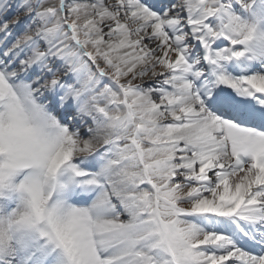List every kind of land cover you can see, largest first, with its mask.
<instances>
[{
  "label": "snow or ice",
  "instance_id": "snow-or-ice-1",
  "mask_svg": "<svg viewBox=\"0 0 264 264\" xmlns=\"http://www.w3.org/2000/svg\"><path fill=\"white\" fill-rule=\"evenodd\" d=\"M0 264H264V0H0Z\"/></svg>",
  "mask_w": 264,
  "mask_h": 264
}]
</instances>
